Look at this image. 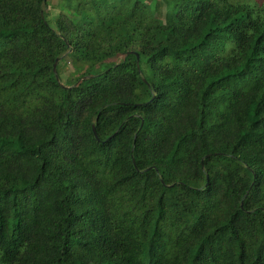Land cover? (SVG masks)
Instances as JSON below:
<instances>
[{
  "label": "trees",
  "instance_id": "trees-1",
  "mask_svg": "<svg viewBox=\"0 0 264 264\" xmlns=\"http://www.w3.org/2000/svg\"><path fill=\"white\" fill-rule=\"evenodd\" d=\"M45 1L0 0V264H264V1Z\"/></svg>",
  "mask_w": 264,
  "mask_h": 264
},
{
  "label": "rangeland",
  "instance_id": "rangeland-1",
  "mask_svg": "<svg viewBox=\"0 0 264 264\" xmlns=\"http://www.w3.org/2000/svg\"><path fill=\"white\" fill-rule=\"evenodd\" d=\"M142 3L148 4V6L153 8V5L155 4L156 9L158 7L157 12L155 13L156 16L161 19L165 20V6L162 0H140ZM264 0H255V2L260 3ZM84 3H89L90 0H46L45 1V7L43 10L44 15L46 16V20L49 22V25L54 27L55 19L58 16L59 13L65 14L68 18H70L73 22L74 15L78 11L81 5ZM158 3V5H156ZM163 20V21H164ZM120 56H117V58H113V61L118 60ZM88 67V64L86 63H78L73 64L69 59L64 60H58L55 64V72H57V75L60 79V82L65 85H70L74 82V80L78 77H80L82 74L87 72L86 70ZM101 69L98 65H95L90 68L89 74H93L94 72H97Z\"/></svg>",
  "mask_w": 264,
  "mask_h": 264
},
{
  "label": "water",
  "instance_id": "water-1",
  "mask_svg": "<svg viewBox=\"0 0 264 264\" xmlns=\"http://www.w3.org/2000/svg\"><path fill=\"white\" fill-rule=\"evenodd\" d=\"M135 58H136V62H137V55L136 54H135ZM56 62H57V59L54 60V62L52 64V67H51V70H52V73H53L55 79H57V75H56V72H55V64H56ZM137 69H138V67H137ZM86 78L87 77L83 76L81 79H86ZM91 131H92V134H93L94 138L97 140L96 134H95V131H94L93 127H91Z\"/></svg>",
  "mask_w": 264,
  "mask_h": 264
}]
</instances>
